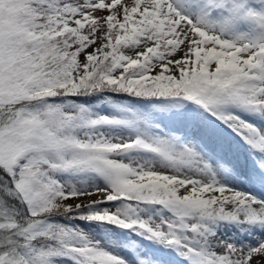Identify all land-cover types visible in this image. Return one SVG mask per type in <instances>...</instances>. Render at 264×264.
I'll return each mask as SVG.
<instances>
[{
	"label": "snow or ice",
	"instance_id": "obj_1",
	"mask_svg": "<svg viewBox=\"0 0 264 264\" xmlns=\"http://www.w3.org/2000/svg\"><path fill=\"white\" fill-rule=\"evenodd\" d=\"M0 264H264V0H0Z\"/></svg>",
	"mask_w": 264,
	"mask_h": 264
}]
</instances>
